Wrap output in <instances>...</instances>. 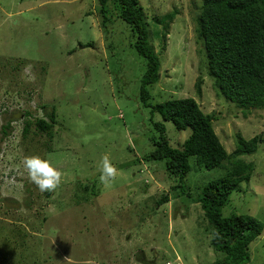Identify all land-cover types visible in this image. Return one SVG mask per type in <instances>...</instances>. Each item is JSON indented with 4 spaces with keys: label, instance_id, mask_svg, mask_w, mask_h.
Returning <instances> with one entry per match:
<instances>
[{
    "label": "rangeland",
    "instance_id": "rangeland-1",
    "mask_svg": "<svg viewBox=\"0 0 264 264\" xmlns=\"http://www.w3.org/2000/svg\"><path fill=\"white\" fill-rule=\"evenodd\" d=\"M139 3L148 21L153 13L177 11L164 37L152 33L162 24L149 23L150 44L160 59L159 79L149 87L154 102L193 97L205 113L218 116L215 132L229 153L236 133L245 139L260 134L257 149L240 155L252 162L253 174L221 212L249 214L264 223V109L243 116L216 92L194 29L200 0ZM108 6L103 27L98 0H0V136L1 126L8 121L10 126L0 137V264H212L223 259L209 243L199 204L174 196L180 190L173 189L177 178L168 176L162 161L144 160L153 148V133L148 110L132 90L139 87L145 62L129 25L117 18L112 2ZM42 105L55 108L52 138L34 126L35 119H47ZM153 118L161 120L158 114ZM25 119L32 124L22 136ZM163 123L174 146L190 133ZM33 155L62 173L54 192L42 193L28 179L22 161ZM104 155L118 170L107 186L99 180ZM196 169L180 182L193 196L226 172L224 164ZM165 193L169 201L156 205L153 199ZM263 260L264 230L250 243L244 264Z\"/></svg>",
    "mask_w": 264,
    "mask_h": 264
},
{
    "label": "trees",
    "instance_id": "trees-1",
    "mask_svg": "<svg viewBox=\"0 0 264 264\" xmlns=\"http://www.w3.org/2000/svg\"><path fill=\"white\" fill-rule=\"evenodd\" d=\"M98 1L99 14L103 15L102 26L105 27L107 21L105 10H110L108 3L112 2L117 18L129 25L134 37L133 46L145 62L144 70L136 81L139 87L132 90L141 101L142 108L148 110V126L153 133V148L145 154L144 160L162 161L168 176L177 178L174 179L176 184L173 189L180 190L174 196L185 195L199 204L207 222L204 230L210 235L209 243L223 254V259L212 264L248 262L250 243L263 233L264 223L249 214L225 216L221 207L231 193L239 189V184L250 180L253 164L240 155L257 149L262 140L260 134L245 139L236 133V146L229 153L215 132L213 121L218 116L205 113L193 97L154 102L149 87L159 79L160 59L150 44L149 23L153 22L155 26L162 24L164 28L161 31L155 29L152 33L155 37H164L176 10L162 15L153 13L148 21L139 0ZM194 20L196 38L205 54L203 63L206 73L212 78L222 100L233 103L243 116L253 109H264V0H200ZM201 83L202 78H198L197 91ZM42 107L47 119H35L34 126L52 138L55 108L48 111L45 105ZM155 114L160 116V121L153 120ZM163 121H170L176 130L189 128L190 133L180 145L174 146L170 143ZM31 124L25 119L22 136H26ZM8 128L9 121L1 126L2 139L8 134ZM190 158H194L193 163ZM223 164L225 174L207 182L198 195L193 196L190 187L180 183L192 168L212 169ZM92 193L95 194L94 191ZM153 201L156 205L166 203L169 201L168 194ZM260 264H264V260Z\"/></svg>",
    "mask_w": 264,
    "mask_h": 264
},
{
    "label": "clouds",
    "instance_id": "clouds-1",
    "mask_svg": "<svg viewBox=\"0 0 264 264\" xmlns=\"http://www.w3.org/2000/svg\"><path fill=\"white\" fill-rule=\"evenodd\" d=\"M22 164L28 179L36 185L40 192H54L60 186L62 173L47 159L35 155L26 156ZM99 171V180L105 186L113 183L117 178L118 170L108 155L101 158Z\"/></svg>",
    "mask_w": 264,
    "mask_h": 264
},
{
    "label": "built area",
    "instance_id": "built-area-1",
    "mask_svg": "<svg viewBox=\"0 0 264 264\" xmlns=\"http://www.w3.org/2000/svg\"><path fill=\"white\" fill-rule=\"evenodd\" d=\"M166 264H169L168 262Z\"/></svg>",
    "mask_w": 264,
    "mask_h": 264
}]
</instances>
